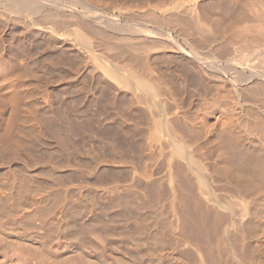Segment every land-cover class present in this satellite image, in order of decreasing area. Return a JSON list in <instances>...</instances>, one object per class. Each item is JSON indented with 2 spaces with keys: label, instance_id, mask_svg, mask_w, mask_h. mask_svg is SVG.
Returning a JSON list of instances; mask_svg holds the SVG:
<instances>
[{
  "label": "bare ground",
  "instance_id": "1",
  "mask_svg": "<svg viewBox=\"0 0 264 264\" xmlns=\"http://www.w3.org/2000/svg\"><path fill=\"white\" fill-rule=\"evenodd\" d=\"M64 1L63 0H0V48H2V51H3V49L5 50V48H3V47L6 43V42H4L5 38H6V34H10L11 32H9V31H16L19 34V37H21L20 39H22L21 41L19 39V42H22V41L26 42L29 40L28 38H32V42L30 44L28 43L29 41L27 42L29 44L28 46H30V47L35 46L34 49L37 47L38 49H40L41 53H51L52 54V57L49 60H47V62L50 63L49 65L52 66V68L54 66H55V68H57L56 65L60 66V64L62 66L63 63H65L68 67H69V65H71V67H70L72 69L71 73H73V71L76 72V73H74L76 75L73 74L75 76V78H76V76H78V78H79V74L81 72H83V70H84V69L83 70L79 69L82 67L81 62L85 61L86 64L91 63V64H89L91 66H92V64H94V66L96 65L98 68L95 66L97 68L95 70H94V68H95L94 66H92V68L89 67V69L91 68L90 73H92V75L95 77L98 75V73H96V70H98V71L100 70L99 72L101 74L103 72V74H104V75L103 74L102 75L105 77V78L103 77V79L105 81H103V80L99 81L98 85L101 88L99 86H97V87H99L98 89L100 91L99 92L96 90L98 92L97 94L94 93L95 89L93 90L94 92L91 91L97 85V82L95 81V86L94 87L91 86V88H92L90 90L91 94H92V92L94 93L91 96L93 98L94 95H97V96L99 95L100 98L103 99L102 101H104V102L107 101V103L109 102L108 106L110 104L112 107L111 110L113 109L112 114L111 113H109V114L112 115L113 118L116 116V118L121 120V122H122V119L125 118V116H126L125 119H127L126 114H128V112L131 113L132 122H133L131 129L133 131L130 130V134H131V132H133L131 136H132L134 142L138 143L137 140H139V138L138 139L136 138L137 140H134L136 137L135 135H137V137L141 136L140 137V139H141L143 135H140V134L144 133L140 128H139V132L140 131H142V132L141 133L137 132L138 131L137 128L139 127L138 122L141 121V118L138 122L136 121V118L139 117L137 114V111L140 112V108L137 106H141V108L143 107L145 109L144 112L147 111L146 115H144V117H146L148 115L147 113H149V115L155 114V120L154 119L153 120L156 122L158 130L157 129L155 130L153 127V129H147L148 130L147 132L150 131L149 133H151L153 131V133H156V135L151 133L153 135L152 137H153L154 141H155V139L158 140L157 139L158 138L157 132H158L160 135L159 137L161 139V140H159V142L161 141V144L158 142L157 145H159V144L160 145L159 146L155 145L156 142H154V141L152 142V139H150V140L154 144H151V142L150 143L146 142V143L148 144L147 146H149V144H151L150 147L154 145V147L156 149L158 147H159V149H161L160 147L162 145L163 150H165L163 152L164 155L162 154V156L164 157V161L166 160V162H164V163H166V165H167V168L165 171L167 178H166V176L164 178L167 179V187L168 188H167L166 192L169 191L170 195L167 193V195L165 194L164 196H165V199L168 198L170 200L167 202L168 203L167 205H169V202H171L170 208H171L172 212L170 213V211H168V213H170L169 214L170 217L167 215V219L168 218L170 219L172 217L171 214L173 213V217L176 220L175 226L173 225L174 228H176L181 223V221H180L181 218L183 220H184V218H183L184 216L189 218L187 216V212L190 216H191V214H193V217H194V213H191V211H190L192 207L190 209L187 208V210L189 209L190 212L186 211V213H185L184 210H186V208H182V205H183V207L186 205H184L183 203H185V204L190 203L191 206L193 204V207H195V214L196 215H198L196 213V209H198V211L202 210V212H203L202 215H203V218L205 219L204 220L205 222H207V220L204 217V215L210 216L209 218L210 219L212 218L211 220H215V221H219L220 219H222V220L225 219L224 222L222 220H220L223 222L224 227L221 226V224H219L220 227H222L224 229L220 228L217 224V228L219 227L220 229L223 230V232L221 233L222 235L219 233L220 230H218L216 228V226H215V228L217 229V231L219 233V234L217 233V235H218L217 237L219 238V235H221V238H223L222 242L225 240L226 243L223 242V244L224 245L226 244V246H224V247L226 248L227 252L226 251L220 252V250H219L220 246H221V251L225 248L222 247L221 244L218 245V241L216 244L215 241H212L213 238L212 239L210 238V241L215 243V245H214L215 248H216V245L219 246V247L217 246L218 251L216 253L208 252V254H205V255H202V253L199 254L200 259L202 258L201 262L203 261L202 264H204L205 261L209 262V261H207L209 259H212L214 262L218 261L219 264H264V258H262L263 260L258 258V256L261 254L258 253L259 254L258 255L256 252V256L258 255L256 257L255 254L254 255L252 254L253 253L252 251H254V250L257 251V250L252 249L251 246H250L251 249H249L248 248L249 246H247L248 241H249L248 244H251L250 241L255 237L252 234H250V237L252 236V238H250L249 235H246L251 239V240L248 239V241H246L247 239H246V237H244L245 234L247 233V231H248V233H250L249 231L251 229L264 228V218H261L262 217L261 214H263L262 212L264 211V210L261 211L262 208L264 209V204H263L264 202H263V200H261L260 197H258V195L264 193V192H262V190H261L262 193H260V189H264L262 186L264 184V149H263L264 144L261 145L264 142V0H142L143 14L140 12L142 16L139 15L140 13H138L137 15L142 17L141 18L142 23L144 20L143 19L144 14H146L148 19L146 18V20H144L145 22L141 26H137L133 23L129 24L128 22H125V21H124L125 24H123V23H121L122 21L120 20V18H118V16H114V15H110V14L108 15L104 11L97 12V10H99L98 9L99 7H95L97 5L94 6V8L97 10L91 11L88 8H82V9L79 8L80 1H78V0H66L67 3ZM89 1L91 2V3H89L91 6H92V3H93V5L95 4L91 0H89ZM84 4L87 5L88 3H84ZM89 4H88V6H89ZM122 6L123 7H121V9H122L121 13L123 11V8L125 9V7H126L125 5H122ZM223 7H224V9L226 8V10H224ZM94 8H92V9H94ZM117 8H119V6H117ZM117 8H114V9H117ZM107 9L108 8L106 7L105 10H107ZM102 10H104V8ZM113 11H112V13H113ZM132 12H134V11H132ZM124 13H126V12H124ZM127 13H128V11H127ZM118 14H120V13L118 12ZM118 14H116V15H118ZM130 14H131V12H130ZM130 16H133V13ZM130 16H129V14H128V16L126 14L124 17L128 18ZM139 16H135V13H134L132 20L134 19V17H138L137 19H140ZM135 21H136V18H135ZM133 22H134V20H133ZM134 23H136V22H134ZM122 24L124 25V27L122 26ZM253 27H254V29H251ZM14 35L12 36L13 38H15ZM8 36H10V35H8ZM13 38H11V39H13ZM19 42L17 43V46H18ZM6 45H7V43H6ZM7 46L9 47V45H7ZM19 46L20 47L23 46L22 49H24L25 44L24 43L22 45L19 44ZM28 46H27V48H30ZM8 47H6V48H8ZM16 47H15V49H17ZM10 49H12V47L9 48V50ZM18 50L20 52V48H18L16 52H18ZM237 51H240V53L235 55L237 53ZM10 52L8 51V53H10ZM31 52L33 53V54L31 53V55H34V53L37 56H38V53L40 55H42L40 52H38L37 49H36V51H34V52L31 51ZM21 53H22V51H21ZM23 53H25V51H23ZM26 53H28L27 50H26ZM26 53L24 56L25 60L27 57H29V58L31 57L30 54L28 56V54H26ZM1 54L2 53H1V49H0V133H1V127H2V129H4V127L9 129V130L11 128L13 129L16 126L14 124V122L18 121V119L20 118L21 112H22V114L23 113L25 114V116H21V118L23 117V119L26 117V115L28 117L30 115H32L31 114L32 110H34V111L37 110L35 108H37V106H38L37 104H40L39 101L41 100V99L39 100V98L35 96V98H38L39 101L37 102V104H36L37 106L35 105V107L32 104L33 102H31V104L34 107V109H32L33 108V107H31L32 105L30 103H27L30 101H26V100H24L25 102L22 101V98L24 99V97H22V96L25 95V94L23 95V93L26 92V89H25V92H23L24 89H23V87L21 88L20 86H22V85L24 86L25 83L24 84L22 83V85L19 83V81L22 79L21 78L19 80V78L21 76L23 77V75H21V71H25L29 66L32 67L34 65L33 63H35V62L38 64L37 58H36V60L34 58L33 59L30 58L29 59L30 61L27 59L28 61L27 60L26 61L28 63L31 62V60H33V61L35 60V62L32 61L33 65L28 64L29 66L27 68H24V67L22 68L19 66L20 65L19 63H16V61H17L16 59L13 58V60H12L10 58L4 57L3 54L2 55ZM4 54H7V53L5 52ZM64 54L66 56H64ZM21 56H23V54H21ZM37 56H35V57H37ZM46 56H44V57H46ZM62 56H63V58L65 57V60L67 58V60L65 62L63 61V63L61 61ZM8 57H10V56H8ZM24 57H22V58H24ZM41 58H43V57L41 56ZM41 58H40V60H41ZM14 60H15V62H14ZM44 61L42 59L43 63H44ZM47 62H45V63H47ZM160 62L164 63V64L162 63L163 66L156 67L158 64H160ZM39 63H40V61H39ZM43 63H41V65ZM45 63H44V65H45ZM37 64L34 65L35 68H37V66H36ZM23 65L24 64H22V66ZM66 65H65V67H66ZM160 65H158V66H160ZM24 66H27V64ZM76 66H78V67H76ZM31 67L28 68V71H31ZM44 67H43V69L40 67V70L37 69V72H38V70L39 71L44 70ZM32 69H33V67H32ZM71 69H69V70H71ZM89 69H88V72H89ZM34 70L31 73H33V72L35 73ZM58 70H59V72H61L60 71L61 67H60V69L58 68ZM63 70H65V68ZM84 71H87V69L85 68ZM37 72H36V74H38ZM41 73H42V76H44V74H46L45 72L43 74V71ZM95 73L97 75H95ZM68 74L70 75V73H68ZM88 74L86 76V72H85V76L89 80H91L92 78L90 79V77H93V76L92 75L88 76ZM46 75L48 77L50 74L49 75L46 74ZM62 75L63 74H61V76ZM102 75H101V77H102ZM28 76H29V73H28ZM42 76L40 75V73H39V76H37V77H36V75H34V77L36 79H40ZM70 77H71V75H70ZM82 77L84 78V75ZM98 77H99V75H98ZM26 78H28V77H26ZM69 78H67V79H69ZM72 78H74V77H71V80H72ZM75 78H74L75 82H73V83H75L74 84L75 87H77L76 85L82 86V84H80V83H82V80H84L83 86L89 83V81H86L88 83L84 84L85 79L79 80V79H75ZM56 79H57V77H56ZM98 79H100V78H98ZM42 80H45L44 77L42 78ZM42 80L40 83L41 86L39 83H38L39 85L37 84V81H36V83H34V85H36V89H37V87L38 88L41 87V89H42V87H43L42 86ZM52 80L54 81L55 79H52ZM62 80L65 81L66 79L64 80L62 78L61 82H63ZM21 81H25V80L22 79ZM48 81H49V79H48ZM48 81H46V82H48ZM51 81H50V83H52ZM59 81H58V83H59ZM92 81H94V80H92ZM69 82H70V79H69ZM108 83H109V85H108ZM44 84L45 83H43V85ZM48 84H49V82L45 85L47 86ZM57 85H59V84H57ZM62 85H64V83ZM62 85H61V87H62ZM70 85H71V83H70ZM25 86H28L27 83ZM52 86H53V84H52ZM74 86H72L73 90L74 89L77 90L78 87L75 88ZM67 87H65V88H67ZM87 88H90V86H86L85 89H87ZM46 89H45V93L43 92V94H45V95H43V94L42 95L47 97V94L49 93V91L47 92ZM56 89H59V88H56ZM79 89L83 90V87H80ZM79 89H78L79 92L76 91L77 95H78V93H80V95L82 93ZM48 90H51V89H48ZM53 90L54 89H52L51 93H53L55 91V90L54 91ZM60 90H64V89L60 88ZM66 91H65V93H66ZM121 91H124L130 97L132 96L130 102L127 100V98H125L124 94H122ZM37 92L39 95L41 90H40V92L39 91H37ZM87 92H89V91H87ZM62 93H61V97H60L61 101H62V99L63 100L66 99L63 97V95L65 93L63 95H62ZM69 93L70 92L68 91V93H66V94H69ZM85 93H86V91H85ZM107 94L109 97L105 101L104 98H106V97H104V95H107ZM51 95H53V94H51ZM51 95H50V97H51ZM69 95H71V93ZM73 95H75V93H73ZM73 95H72V97H73ZM80 95H78V96H80ZM55 96H58V93ZM55 96L53 95V97H55ZM65 96H67V95H65ZM86 96H87V94H86ZM97 96H95V98H93V99H96ZM67 97L69 98L71 96H67ZM75 97H77V96L75 95ZM75 97H73L74 98L73 101H71L72 99L69 100L72 103V104L70 103V105H73L74 103H76L75 105L72 106L73 107V108H71L72 110L68 109L67 104L69 102L67 104L65 103V102H67V100L64 102L65 103L64 104L65 110H64V113H62V114H61L62 111L59 110L60 114H61V115L58 114L60 116L59 117L60 124H57V125L62 126L61 124L64 122L67 125L70 124V127H72V128L74 127V129H75L76 123L73 124V126H71L72 125L71 123L73 122L74 119L72 118L73 119L72 120L70 118V116H74V115L77 116L75 113L77 111V109L75 108L76 110L73 111L74 107H78V106L82 107L83 105H85L87 108L86 109L84 106L86 111L83 110L81 112L82 109L78 110V115L80 116L79 118H81L80 119L81 121L78 122V120L75 119L74 122L77 121V123H79L78 125H80V126H87V124H88L90 127L93 125V127L92 128L90 127L89 130L93 131V128L95 130V127H94L96 124V115H95L96 113L95 112L97 109L96 108H95L96 110L91 109L92 108V104L90 103L91 99L88 100L89 98L87 99V97L84 99L85 95L83 96L82 100L75 99ZM81 98H82V96H81ZM42 99H44V98H42ZM45 99L50 101V98L49 99L45 98ZM53 99L55 100L56 97L52 98V100ZM101 99L99 100L97 98V100H95V102H94V105L98 106L100 104L101 106L99 105V107L100 108L103 107V105H102L103 102L101 101ZM36 101L37 100H35V102ZM98 102H100V103H98ZM45 103L44 104L41 103V104L45 105ZM62 103H63V101H62ZM62 103H59V104L57 103V104L60 105ZM52 104H53V101H52ZM54 104H56V103H54ZM103 104L105 106L107 105L106 103H103ZM6 105L8 106V107H6V108H8L7 110L5 108ZM47 105H46V109L44 108L45 111L48 109ZM58 105H56V106H58ZM70 105H69V107H70ZM48 106H50V105H48ZM53 106H55V105H51V108L49 107L50 111H47V113L52 111L51 109H53ZM103 108L105 109V107H103ZM103 108H101V110ZM56 109H55V111H56ZM107 109L108 108H106V110H104L105 113L107 112ZM101 110H99V111H101ZM111 110L108 109V111H110V112H111ZM79 111H80V113H79ZM142 111H143V109H142ZM101 112H103V111H101ZM6 113H8L9 115ZM32 113H35V112H32ZM42 113L44 114V111H42L41 114H39V115H42V117H43ZM57 113H58V111L56 112V114ZM113 113L115 116H113ZM45 114H46V112H45ZM56 114H54L53 117H56L55 116ZM98 114H100V112ZM109 114H108V116L106 114V117L105 116L104 117L105 118L108 117V119L111 120ZM51 115H49V113H48L49 117L47 116L46 120L51 118L50 117ZM42 117L40 116L39 118H42ZM44 117H46V116H44ZM102 117H103V115H102ZM76 118H78V116ZM113 118H112V120H113ZM116 118H114V119H116ZM149 118H151V117H149ZM53 119L54 118H52V122L54 121ZM55 119H57V118H55ZM147 119H148V117H147ZM147 119H146V121H147ZM25 120H27V119H24V121ZM153 120L150 119L149 121L153 122ZM49 121H50V119H49ZM57 121H58V119H57ZM111 121H108L109 124L107 123L108 126L110 125V127H111V124H110ZM143 121H145V119ZM149 121H147V122L149 123ZM52 122L50 121L48 124H50V126H52L51 124L54 123V122L53 123ZM17 123H18V125L23 124V123L19 124L20 123L19 121ZM103 123H105L104 124V126H105L106 125L105 120L103 121ZM117 123H118V120H117ZM117 123H116V125H118ZM125 123H127V122H125ZM48 124H46V126H48ZM119 124H124V122L120 123V121H119ZM153 124H155V123L153 122ZM54 125L55 124H53V126ZM57 125H55V127ZM67 125H66V127L69 126V125L68 126ZM116 125H115V127H116ZM80 126H77V127L79 128ZM108 126L106 129L109 128ZM123 126H125V124ZM127 126H129L128 123H127ZM40 127H41V125H40ZM55 127H53V128H55ZM63 127L65 128V126H63ZM63 127H61V130H62V133L65 134L64 132L67 131L68 129L63 131V129H62ZM117 127H116L117 128L116 130L119 133L120 132L119 127H121V130H122V125L121 126L118 125ZM37 128H39V127L37 126ZM41 128L38 129V131L39 130L41 131ZM72 128L69 130H73ZM78 128H77V130H78ZM99 128H100V126H99ZM99 128L96 129L95 131L98 130L97 132H101V131H99ZM113 128H114V126H113ZM113 128H110V129L113 130ZM125 128H126V126H125ZM127 128H126V130L129 131ZM149 128H151V127H149ZM51 129H52V127H51ZM51 129L48 127L47 133L50 130V132H51L50 134L53 137L55 132L52 130L54 132V133H52ZM87 129H88V126L86 127V130ZM129 129H130V126H129ZM61 130L59 131L60 133H61ZM154 130L157 132H154ZM43 131H42V133H43ZM82 131H84V129ZM72 132H74V130ZM79 132L81 133V131H79ZM85 132H83L84 136H85ZM97 132L95 134H97ZM47 133H45V135ZM57 133H55V134L56 135L60 134V133H58V134ZM83 133H82V135H83ZM86 133H88V132H86ZM89 133H90V131H89ZM106 133L103 134V136H105V135L107 136ZM110 133H111V131H110ZM125 133H126V135H128L127 132H124V135H125ZM63 134H61V135L64 136ZM66 134H67V132H66ZM108 134H109V132H108ZM77 135H78V133H77ZM89 135H91V136H88L89 139L90 138L93 139L94 133L89 134ZM114 135H113V138H114L113 139L112 134H111V138H112L111 140H116L115 139L116 136H114ZM250 135L252 137L254 136L255 138L259 137L258 139H262L263 142L261 140L256 139L257 142L258 141L259 142L261 141V142L259 143L260 145L258 143H257L258 145L255 144L254 141H256V140L253 141L252 140L253 138ZM3 136H2V134H0L1 139ZM58 136L53 137V140L57 139ZM71 136H72V134H71ZM97 136H98V134H97ZM128 136H126V137H128ZM154 136H157V138L156 137L154 138ZM246 136H247V138H248V136H250V138H252L251 139L252 141L249 138V140L251 142L249 141L248 144H242L243 143L242 140H244V138L246 139ZM46 137H47V135H46ZM107 137L109 138L110 134ZM143 137L145 138V135ZM149 137H151V136H148V138H147V133H146L147 139L146 138L145 139L149 140ZM50 138H51V136H50ZM50 138L47 137V139H49V140H50ZM60 138L58 139L60 144H62L61 143L62 139L63 140L65 139L64 142L66 141V136H64V138H61V139ZM81 138H80V140L83 139V138L82 139ZM116 138H118V135ZM144 138H142V139H144ZM200 138L203 142H204L203 139H206V141L208 143V145L206 144L207 148H208L209 144L213 145L212 143H214V146L212 148L213 149L212 152L214 151V149H215V151L218 152L217 157H216V155H217L216 152H215V155H213L216 157V159H218V162L217 163L214 162L216 159H214L213 162L211 161L212 165H213V163L216 164V166L213 165L214 168H212L210 165V167L212 169H208L209 166L207 167V163L210 160H207L208 161V162L206 161L207 163L204 162V158H203V155H204L203 152L204 151L203 150H205V148H206V146L204 144L206 142L203 143L204 145L201 144ZM74 139H75V137L73 138V140ZM76 139L79 140L77 137H76ZM95 139H98V138L95 137ZM99 139H101V138L99 137ZM125 139H127V138H125ZM60 140H61V142H60ZM122 140L123 139H121L120 141L123 142L124 140L123 141ZM198 140H200V141L198 142ZM74 141L76 143L78 142L76 140H74ZM120 141L118 142V144H121ZM72 142H70V143H72ZM75 142L73 144H75ZM88 142H86V143H88ZM134 142H132V145L135 147L136 144L134 145ZM141 142H142V140H141ZM54 143H55L54 144L55 147H56V145L59 144L58 142H57L58 143L57 144L56 141ZM65 143L67 144V142H65ZM100 143H102V142L100 141ZM100 143L98 142V144H100ZM124 143H126V142L124 141ZM198 143H200V144H198ZM225 143H228L227 145L231 144V145L238 147L239 150L236 152V156L233 153H231L232 154L231 155L230 153H228L229 150H227V148L230 149V151L234 150L235 148L231 147V145L227 146V148H226ZM250 143H252V144H250ZM253 143H254V145H253ZM80 144L81 143H79L78 145L80 146ZM96 144L97 143H95L94 147H92L91 140H90V145H91L92 149L94 151L99 152L100 151L99 149H98L99 150L98 151V150H95L94 148L95 147L99 148L100 146L102 147V145L99 146ZM116 144H117V142H116ZM141 144H140V140H139L138 146ZM143 144H145V143H143ZM51 145H53V144H51ZM78 145H77V147L75 146L76 148H73L72 146H70V148H73V149L78 148L77 151L79 153H81L79 151L81 148ZM123 145H125V144H123ZM130 145L131 144L129 143V146ZM105 146L106 145H104V147ZM138 146L136 145V147H138ZM143 146L146 147L145 145H142L141 147H143ZM67 147H69V146L67 145ZM150 147L147 149L151 150L152 148L150 149ZM214 147H216V148H214ZM102 148H101V150L103 151L104 149H102ZM126 148L128 149L129 147L127 146ZM155 148L153 151L154 153L156 150ZM56 149H58V150L60 149L59 145L57 148H55V150ZM64 149H65L64 152L69 154V152L66 151V150H68V148L66 149V147H65ZM110 149H111V147H110ZM119 149H121V148H119ZM133 149H131V150H133ZM62 150L63 149H61L60 152H62V154L64 155V152ZM106 150H104L101 153H104ZM126 150H125V152H129V153L132 152V151H129V149H128V151H126ZM134 150H136V149H134ZM137 150L139 152L138 148H137ZM114 151L115 150L113 149V153H114ZM160 151H159L158 155L161 154ZM205 151H206V154L209 151L211 152V150H208V149H206ZM60 152L58 151L60 159L59 158L54 159L53 157L51 158V160L54 159V163H55V160H57L56 162L61 161ZM157 152H158V150H157ZM8 153H5V151L0 150V160H3L4 154H6V156H8L9 155ZM93 153L95 155V152H93ZM111 153H112V151L111 152L109 151V156L111 155ZM72 154H73V152H72ZM75 154H77V153H75ZM115 154H116V152H115ZM115 154H113L114 159L118 155V154H116V155ZM120 154H123V153H120ZM128 154H126V155H128ZM146 154H147V152H146ZM150 154H152V153L150 152ZM150 154H149V156H150ZM206 154H205V156H206ZM78 155L80 156L81 154H78ZM96 155H100V154L98 153ZM102 155L103 154H101L100 156L102 157ZM104 155H108V154H104ZM113 155H111V156H113ZM133 155H135V154H133ZM158 155L156 154V156H155V154H154V156H155L154 158L157 159ZM208 155H209V153H208ZM233 155L235 156V158H238V159L240 157H243L244 160L242 158L239 161H238V159L234 160ZM68 156H69V158L72 156V160L73 159L75 160L76 157H79V156H74L75 158H73V155H71V153ZM121 156H118V157L121 158ZM160 156H158V157L160 158ZM55 157H57V156L55 155ZM82 157L85 158V156H82ZM123 157H124V154H123ZM125 157L127 158L129 156H125ZM134 157H137V156H134ZM140 157H142V155H140L139 158ZM143 157L145 158V155ZM151 157H152V155H151ZM86 158L88 159V156ZM98 158H99V156H98ZM102 158H101V161H102ZM111 158H113V157H111ZM137 158H136V160L139 159V158L138 159ZM144 158L142 159V161L144 160ZM148 158L151 159V161H152V162H150V164L152 163L151 167L153 165V166H155L154 167V169H155L158 165L157 168L159 170H161V169L164 170L165 166L161 167L160 166L161 163L154 165L155 163L153 164V162L155 160H152L154 158L153 157L152 158L148 157ZM205 158L207 159V157H205ZM58 159H59V161H58ZM63 159H62V161H63ZM77 159L78 158H76V160ZM83 159H82V161H83ZM94 159L97 160V158H95V156H94ZM122 159H124V158H122ZM128 159L129 158H127V160ZM133 159H135V158H133ZM149 159L147 160V158H146L147 161H149ZM161 159H162L161 161H163V158H161ZM211 159H212V156H211ZM65 160H67V159H64V162H65ZM72 160H70V161L72 162ZM88 160H92V159H88ZM98 160L97 161L94 160L95 163L101 164L100 163L101 161H98ZM106 160L109 161L112 159L106 158ZM130 160L131 159L128 160L129 164H131ZM139 160H141V159H139ZM75 161H73V162L76 163ZM79 161H81L80 158L78 159V162L76 163V165L78 163H79L78 165H81V166H82V164H85V162L80 163ZM84 161H86V159ZM105 161H103V163ZM115 161H116V159H115ZM158 161L160 162V160H158ZM235 161H238L239 163H236ZM89 162L90 161H88V163L86 162L87 167H89V165L93 161H91L90 163ZM117 162H119V159H117ZM133 162H134V160L132 161V163ZM65 163H67L66 165H68V162H65ZM95 163L93 162L94 166L96 165ZM135 163L137 164V161ZM143 163H145V162L143 161ZM69 165H70V163H69ZM78 165H77V167H78ZM110 165H113V164L110 163ZM119 165H122V164L119 163ZM161 165H163V164H161ZM208 165H209V163H208ZM84 166L86 167V165H84ZM84 166H82L81 169ZM108 166H109V164H108ZM126 166H128V165H126ZM146 166L147 165L145 163V165H143L144 168H142L143 170H140L139 168L138 169L140 171H145V169L148 168L147 173H149V170H150V173H149V175H150L152 173L151 171L153 168L150 169L151 167H146ZM87 167L85 170H89L91 168V167H89V169H87ZM101 167H103V166H101ZM112 167H114V165ZM133 167L135 168L134 165H133ZM69 168L72 169V171L74 170L73 167L71 168V165ZM118 168H120V167H118ZM9 169H11V170H9V174H10L9 177H12L10 183H11V185H14V187L8 189L6 194H8L9 196L11 195L10 197L14 198V196L17 197L19 194H21V192H23L27 189H30L33 180H31V177L28 176L29 173L27 174V177L22 176L21 174H18L19 175L18 176L15 174L16 172L13 171L12 168L9 167ZM97 169L98 168H96V170ZM123 169L125 172H127L126 167H123ZM131 169H132V167H130L128 169V171ZM154 169H153L152 174H155V173L159 174L161 172V171L159 172L157 169H155L158 172L154 173ZM14 170H19V168L14 169ZM78 170H80V168L76 169L77 172H78ZM91 170H90V172H91ZM132 170H131L132 174L135 175L136 173H134V170L133 171ZM137 171L138 170H135V172H137ZM85 172L83 171V173H85ZM112 172L113 171H111L110 173H112ZM121 172H122V174H125V172L123 173V170ZM72 173H74V172H72ZM75 173H74V175H75ZM103 173H107V171H104ZM130 173H129V175H130ZM119 174H120V171H119ZM142 174H144L146 177V174L144 172ZM80 175H81V173H80ZM83 175H82V177H83ZM99 175H100V173H99ZM101 175H102V173H101ZM108 175L106 176V178H104V180L111 177L110 176L111 174L109 176ZM116 175L118 176V174H116ZM136 175H138V174H136ZM155 175H152L153 180H154ZM223 175H227L228 177H230L227 179V180H231V181H229V183L232 182V179L234 178V183L233 182L230 183L231 188L236 190V192H239V194L241 196L239 195L240 197H236V196L233 197V194H231V192L233 191L232 189H230L231 192H229V190H227V193L229 192V194H226L225 190L223 191V193L228 196V197L226 196L227 198H229V197L230 198L232 197L234 199L237 198L238 201L235 200V202L232 203V201H234V200L231 201V199H229V201H231V202H229V201H227L228 199L225 198V195H223V193H222V195L220 194L222 191L221 189H223L222 187L220 188V186L225 185V187H227V188L224 187L225 189H228V186H229V185H226L227 183L224 185L222 184V182L227 181V180H224ZM114 176H115V174H114ZM122 176L123 175H120L117 177L118 181H120L122 179ZM125 176H126V174L124 175V177ZM227 176H226V178H227ZM103 177H105L104 174H103ZM119 177H121V179H119ZM127 177H128V175H127ZM130 177H131V175H130ZM136 177H135V179H136ZM222 177H223V180H222ZM164 178L161 179V177H160L158 179L159 180L161 179V181L162 180L165 181ZM219 178H221L220 179L221 184H219L220 189L216 190V187H217L216 182L219 180ZM147 179H149L148 176H147ZM158 179H156L157 181H155V180L154 181L157 183L159 181ZM125 180H127V179H125ZM129 180H130V178H129ZM131 181H132V179H131ZM154 181H152V182H154ZM161 181H160V183L163 182V181L162 182ZM152 182H150V185L153 184ZM155 182L153 185H155ZM160 183H159V185H160ZM162 184H165V182H163ZM145 185H143V190H145V192H147L146 189H148L147 188L148 184L145 183ZM158 186H156V189H159ZM2 187H4V184H2ZM148 187H151V186L148 185ZM164 188L166 190L165 186L162 187L163 190H164ZM154 189L155 188L153 187L152 191H154ZM160 189H161V185H160ZM148 190H150V193L147 194V196H149V195L150 196L146 197L147 200H148V198L151 197L150 199H152L154 201L151 193L153 195L154 194L156 195L157 193H154V192H156L157 190H155L154 192H151V188ZM218 190H220L219 191L220 193L217 192ZM241 190H244V193L240 192ZM250 190L256 191V194L253 195L255 192L252 193V191H251V193H250ZM258 190H259V194H257ZM160 191H158V192L160 193ZM245 191L248 192V194H246L247 197L244 195L246 193ZM162 192H161V194H162ZM163 194H164V192H163ZM249 194H251L252 196ZM168 195H169V197H168ZM223 196H224V198H223ZM250 196H251V198H250ZM253 196H255L256 202H257V198H259L263 202L262 207L260 204L261 201L259 203L257 202L260 206L258 204L257 205L261 208L254 207V209L252 210V207L254 205L256 206V204H253V206H252L253 201H251V199L252 200L254 199ZM263 196L264 195L262 194V197ZM139 197H140V194H139ZM158 197H160V196L158 195L157 198ZM161 199H162V197H161ZM262 199H264V198H262ZM147 200L145 199L146 202H147ZM151 201L148 200V203ZM5 202H4V199H0V213L3 212V215L5 212L4 209L6 206ZM151 203H153V202H151ZM180 205H181V208L184 209V210H182L183 212L180 211L181 213L179 212V209L181 210V208H179ZM236 206H238V209H240L239 212H237V213L233 211L234 207H236ZM7 207H9V205H7ZM186 207H188V206H186ZM167 208H169V207H167ZM255 208H256V211H255ZM258 208L260 209V213H259V215H261L260 218H257V217H259L258 214L256 213V212H259ZM193 211H194V208H193L192 212ZM198 213H199V215L201 214L200 212H198ZM256 214H257V217H255ZM0 217H1V215H0ZM187 218H185V220H184L185 222H187L186 221ZM192 219L193 218H190V220L194 223V221ZM197 219H198V217H197ZM172 220H174V219H172ZM202 220L203 219L201 218V221ZM169 221H171V220H169ZM179 221H180V223H179ZM184 221H183V225L185 223ZM204 221H202L201 224L204 223L207 225V223H205ZM215 221H213L214 225L216 223ZM0 222L3 223V221H0ZM222 222H220V223H222ZM217 223H219V222H217ZM190 224H192V223H190ZM209 224H210V222H209ZM180 225H179V230H177V231H180V229H181V230H184L186 232V230H187L186 226H189V225H187L185 223L184 228H183V225H181L183 229L180 228ZM192 227L194 229V226L190 225V228H192ZM204 227L205 226H203V228ZM211 227H212V225H211ZM209 228L206 229V227H205L204 229L208 230ZM176 229H175V231H176ZM258 230H262V229H258ZM258 230H256V231H258ZM208 231H211V230H208ZM208 231H205V232H208ZM196 232L199 233V231H195V233ZM259 232L260 231H258L256 234H258ZM213 233H214V231H213ZM251 233H253V232H251ZM263 234L260 233L258 235L263 237ZM202 235L203 234L198 236V234H197L196 238H198V237L201 238ZM184 236L189 237L186 234ZM260 236H256V237H260ZM185 237H184V242L186 240ZM205 237H206V235L204 236V238ZM213 237H214V234H213ZM199 238H198V240H203V237H202V239H199ZM206 239H208V238H206ZM187 240L192 241L193 239L191 240V238L189 237V239L187 238ZM190 241L188 242V244L190 243ZM193 241H195V240H193ZM203 241L201 242L202 244H203ZM207 241H206V244L204 243L206 246H208ZM262 241L264 242V240H262ZM196 242H198L197 239L194 243H196ZM211 242H208L209 245ZM194 243H192V245ZM204 244L202 245V247L199 246V248H201V249H199L197 246V245H199V243L196 245L194 244V245L196 246V248H198L197 250H200V252H201ZM212 244L210 245L211 247L209 246L210 247L209 250L214 249ZM190 245H191V243H190ZM194 245H193V248L195 247ZM251 245L253 246V244H251ZM253 248H254V246H253ZM204 251L202 250V252H204ZM200 252L197 251V254ZM213 252H215V251H213ZM205 253H207V252L205 251ZM259 257H261V256H259ZM4 261L5 260H2V262H4ZM155 261H156V259L154 260V262ZM151 263L153 264V261ZM156 263H157V261H156ZM158 263L162 264L163 262L158 261ZM164 263H168V262H164ZM10 264H12V263H10ZM142 264H144V263H142Z\"/></svg>",
  "mask_w": 264,
  "mask_h": 264
},
{
  "label": "rangeland",
  "instance_id": "2",
  "mask_svg": "<svg viewBox=\"0 0 264 264\" xmlns=\"http://www.w3.org/2000/svg\"><path fill=\"white\" fill-rule=\"evenodd\" d=\"M78 1H80L79 8H81V9L82 8H88L91 11H96L97 9H95L94 6L97 5V6H95V7H99L98 8L99 10H97V12L104 11L108 15L110 14V15L118 16V18H120V20L122 21L121 23H123V24H125L124 23V21H125V22H128L129 24L133 23V24H135L137 26H141L145 22L144 20H146V18L148 19V17L146 16V14H144L143 15V19L144 20H143V23H142L141 22V18L142 17L139 16V15H141V13L143 14V9H142L143 4H142V0H91L92 2L95 3L94 5L92 3V6L93 7L89 4V3H91L89 0H87V1L86 0H78ZM64 2L67 3L66 0ZM84 3H88L89 6H88V4L86 5ZM122 5H125L126 6V7L124 6L125 9L123 8V11L126 12V13H124L122 11L123 14L121 13V10H122L121 7H123ZM117 6H119L120 9L117 8ZM106 7L108 9L110 8L111 10L110 9L109 10L108 9L105 10ZM92 8H94V9H92ZM101 8L102 9L104 8V10H102ZM114 8H117V9H114ZM223 9H224V7H223ZM224 10H226V8ZM112 11H113V13H112ZM117 11L120 14H118ZM127 11H128V13H127ZM132 11H134V12H132ZM130 12H131V14L133 13V16H134V13H135V16H139L140 17V19H137L138 17H134V19H133L134 22H136L137 24L133 22V20H132L133 16H130L131 15ZM138 13H140V14L137 15ZM116 14H118V15H116ZM126 14H127V16L129 14V16L131 18L130 17H128V18L124 17ZM135 18H136V21H135ZM123 24H122V26L124 27ZM251 29H254V27L251 28ZM9 32H11V33L10 34H6V38H5V41H4V42L7 43V45H9V47L5 43V45L3 47V48H5V50L3 49L4 52L2 51V48H0L1 49V53L3 54L4 57L10 58L12 60H13V58L16 59L17 60L16 63H19L20 64L19 66L22 67V68L23 67L24 68H27L30 64L31 65H33V64L35 65V64H37L35 62L36 58L38 60L37 61L38 64L36 65L37 68H35V66L33 65L32 66L33 69H32L31 66L28 67V68L31 67V71H28V68L25 71H21V75H23V77L21 76L19 78V80L22 78L25 81H21L22 80L21 79L20 80L21 82L19 81V83L21 85H22V83L23 84L25 83V84H24V86L22 85L20 87L21 88L23 87V89H24V90L22 89L23 92H25V89H26V92L23 93V95L24 94L25 95L22 96V97H24V99L22 98V101L23 102H25L24 100L30 101V102H27V103H30V104H31V102H33L32 104L35 107V105L37 104V102L40 99L41 100L39 101L40 104H37L38 106L36 105L37 108H35V109H37V110H35V111L32 110V112H35V113H32L31 112L32 115L29 114L30 115L29 117L26 115V117L24 119H27V120L24 121L23 117L21 118V116H25V114L24 113L22 114V112H21L20 118L18 119V121L20 122L19 124H21V123H23V124L18 125V123H17L18 121H15L17 123L16 124L14 122V124L16 126L13 129L11 128L10 130L7 129V128H5V127H4V129H2V127H1V133L0 134H2V136L3 135L4 136L2 137V139L0 137V150L5 151V153H8L9 152L8 153L9 155L6 156V154H4L3 160H0V199H4V202L6 201L5 202L6 203V206H5V209H4V211H5L4 212V215H3V212L0 213V215H1L0 221H3V223L0 222V264H4L5 262H6L5 264H10V263H12V264H37V263L38 264H142V263L148 264L149 262L151 263L152 261H153V264H155L156 261H157L156 264H161V263H158V261L159 262H163L162 264H168V263L169 264H202L203 261L201 262V259L202 258L200 259L199 254L202 253V255H205V254H208V252H210V253H216L218 251V249H217L219 247L218 245L221 244L222 247L226 246V244L225 245L223 244V242L226 243L225 240L222 242V239L223 238H221V235H222L221 233L223 232L222 229H224V228L220 227V225H219V224H221V226L224 227L223 222L225 221V219H223V220L220 219L223 222L220 221V220L219 221H215V220H211L212 218L210 219L209 218L210 216L206 215L208 217L207 218L204 215V217L207 220V222H205L204 221L205 219L203 218V215H202L203 214L202 210L198 211V209H196V213L198 214V215H196L195 214V207H193V204L191 206L190 203H188L189 204L188 205L187 203L185 204V203L182 202L184 205L188 206V207H186V206L183 207V205L181 204L182 205V208H186V210L182 209L181 208V205L179 207V208H181V210L179 209V212L180 211L183 212L182 210H184L185 213H186V211H189V209L192 207L190 211H191V213H194V217H193V214H191V216H190L188 214V212H187V216L189 218H187L185 216L183 217L184 220H185V218H187L186 221L188 223L185 222L182 218L180 220L181 223L179 221V223L181 225H183V221L187 225H189V226H186V228H187L186 232L184 230H181V229H180V231H177V230H179V225L180 224L176 227L177 229L174 228L175 221L176 220L173 217V213L171 214L172 217L170 219L169 218L167 219V215L170 217L169 214L172 212V210L170 208L171 207V205H170L171 202H169V205H167L168 204L167 202L170 201V200L168 198L165 199V196H164L165 194L167 195V193L169 194V191L166 192L167 191V188H168L167 187V179H166L167 176H166V172H165L166 171V168H167V165H166V163H164V162H166V160L164 161V157L162 156V154L164 155L163 152L165 150H163L162 145L160 147L162 150L159 149V147L156 149L154 147V145L150 147L151 144H154V143H152L154 141V139L152 137L153 136L152 134H155L156 135V133H153V131L151 132L152 134L149 133L150 131L147 132L148 131L147 129H153V127H154L155 130L157 129V124L154 121L155 120V114L154 115H151V114L149 115V113H147L149 116L147 115L146 117H144V115H146V112L147 111L144 112L145 109L143 107L141 108V106H137V107L140 108V112L137 111V114L139 116L138 117L139 119L136 118V121L138 122L140 120V118H141V121L138 122L139 127L137 128L138 129L137 132H139V128H140L145 133V134L144 133L142 134L141 133L142 131H140L139 132V133H141L140 135H143V136L145 135V138H146V133H147V138H148V136H151V137H149V140H146L147 138L145 139L142 136V138L145 139L144 140L142 138L140 139L141 136H138L137 137V135H135L136 137H135L134 140H137L139 138L140 144L142 143L141 145L138 146L139 140H137L138 143L134 142L133 141V138L131 136L133 132H131V134H130V130L133 131L131 129L133 122H132V117H131V113L130 112H128V114H126L127 115V119H125L126 118V116H125V118L122 119V122H121V120L117 119L116 116L113 113V116H115L114 118H116V119H114L112 117V115L109 114V113L112 114V112H113L112 110L113 109L111 110V108H112L111 105L109 104V106H108V103L109 102L107 103V101H106V99H108V97H109L108 94L107 95H104V97H106V98H104V100L106 102L102 101L103 99H101L99 95L98 96L97 95H94V97H93V98H95V96H97V98L99 100L101 99V101L103 103H106L107 104L106 105L107 107L102 103V105H103V107H105V109L103 107H101V108H103L101 110V108L99 107L100 104L98 106H95L94 105V102H95V100H97V98L96 99H93L91 95H93L94 93H96V94L98 93L97 91H99L98 88L100 87L98 85L99 81L100 80L105 81L103 79V77H104L103 75L104 74H103L102 71L101 72H102L103 75L99 72L100 70L99 71L96 70V73H98L99 77H98V75L96 73H95V75H97V76L94 77L92 75V73H90V71H91L90 69L92 68V66H94V64H92V66H91V65H89L91 63L86 64L85 61H83V62H81L83 68L80 66L81 68H79V69H82V70L84 69L85 70V68H86L87 71H84L83 70V72H81L79 74V78H78V76H76V78H75L74 75H76V74H74V73H76V72L73 71V73H71L72 72V69L70 68L71 65H69V67H68L65 63H63V61L65 62L67 60V58L65 60V57L63 58V56H62V58H61L62 60L61 61H62V63L64 65L62 64V66H61V64H60V66L59 65H56L57 68H55V66L52 68V66L49 65L50 63L47 62V60H49L52 57V54L51 53H41L40 49H38L37 47L34 49L35 46H31V47L28 46L32 42V38H28L29 39L28 40L29 42L28 41H26V42L25 41H22L25 44V47H24L25 50H24V49H22L23 46L22 47L19 46V44H21V45L23 44L22 42H19V39L21 38V37H19V34L16 31H9ZM8 35H10V36H8ZM13 35L15 36V38L12 37ZM11 38H13V39H11ZM21 40L22 39H20V41ZM18 42H19V44L17 46V43ZM27 46L30 47V48H27ZM6 47H8V48H6ZM11 47H12V49L9 50V48H11ZM15 47L17 49L20 48V52L18 50L19 53L16 52L17 49H15ZM36 49L42 55H40L39 53H38V56L35 55V53H34V55H31V53H32L31 51L34 52V51H36ZM26 50H27L28 53H26ZM8 51L9 52L11 51V52L8 53ZM21 51H22V53H21ZM23 51H25V53L28 54V56L30 54V56H31L30 58H32V59L34 58L35 60L34 61L31 60V62L28 63L27 61L30 58L27 57L26 60L27 59L28 60L26 61L25 60V57H24L25 56V53H23ZM5 52L7 54H4ZM20 53L23 54V56H21ZM239 53H240V51H237V53L235 55H237ZM8 56H10V57H8ZM35 56H37V57H35ZM41 56L43 58H41ZM44 56H46V57H44ZM64 56H66V55L64 54ZM22 57H24V58H22ZM40 58H41V60H40ZM42 59H43V61L45 60L44 63L47 62V63H45V65L42 62ZM32 61L35 62V63L32 64ZM39 61H40V63H39ZM14 62H15V60H14ZM41 63H43V64L41 65ZM162 63L160 62L161 65L158 64L160 66H158L157 64H156L157 66L156 65L155 66L156 67H161L164 64V63L163 64ZM22 64H24V65L27 64V66H24V65L22 66ZM65 65H66V67H65ZM78 66H76V67H78ZM40 67L42 69L44 67V70L41 69L43 71V74L45 72L46 74H48V75L50 74V75L48 77H47L46 74H44V76H42V73H41L42 71H39L40 70ZM60 67H61V70H60L61 72H59V70H58V68L60 69ZM63 67L65 68V70H63L64 69ZM89 67H91V68L89 69ZM96 67L94 68V70L98 68V67L97 68ZM37 69H39L38 72H37ZM67 69L68 70L71 69V70L68 71ZM88 69H89V72H88ZM33 70L35 71V73L34 72L31 73ZM36 72L38 74H36ZM85 72H86V76H87L88 73H89L88 76L89 75H92L93 76V77H90V79L92 78L91 80H89L85 76ZM28 73H29V76H28ZM39 73L42 76L40 78L41 80H42L43 77H44V79L46 81H48V79H49V81H48L49 84L46 86L45 84H47L48 82H46L45 80H42V86L43 87H42V89H41V87H39L40 89L37 87V89H38L37 90L36 89V85H34V83H36V81H37V84L38 83L40 84L41 83V80L40 79H36L34 77V75H36V77H37V76H39ZM68 73H70L71 77H74L75 79H79V80L80 79H85L84 84L88 83L86 81H89V83L86 84V85H84V86H83V81L84 80H82V83H80V84H82V86L81 85H76L78 87V89L80 87H83V90L84 91L81 90V89H79L82 92L81 95H80V93H78L79 92L78 89L77 90H75V89L73 90V87L72 86H74L75 83H73V82H75V80H74V78H72V80H71V77H70V75ZM61 74H63V75L61 76ZM100 74L102 75V77H101ZM83 75H84V78L82 77ZM55 76L57 77V79H56ZM26 77H28V78H26ZM61 77L64 80L65 79L66 80L65 81L62 80L63 82H61V79H62ZM97 77L100 78V79H98ZM67 78L70 79V82H69V79H67ZM52 79H55V80L53 81ZM92 80H94V81H92ZM50 81L52 83H50ZM58 81H59V83H58ZM95 81L97 82V85L96 86H95ZM26 83H27L28 86H25ZM43 83H45L44 84L45 86L43 85ZM63 83H64V85H62ZM70 83H71V85H70ZM52 84H53V86H52ZM57 84H59V85H57ZM61 85H62V87H61ZM108 85H109V83H108ZM40 86H41V84H40ZM67 86L68 87L70 86V87L68 88ZM86 86H90V88L85 89ZM91 86H93V87L95 86L96 88L94 87L92 89ZM97 86H99V87H97ZM65 87H67V88H65ZM77 87H75V88H77ZM44 88L45 89L47 88L46 89L47 92L49 91L48 94L46 93L47 94V97L46 96H43V95H45V94H43V92L45 93V89ZM56 88H59V89H56ZM60 88H62L64 90H60ZM48 89H51V90H48ZM52 89L55 90V91L53 90L54 91L53 93H51ZM94 89H95V92L93 91ZM40 90H41V92H40ZM90 90L93 91L94 93L92 92V94H91V91ZM37 91L40 92V94H41V95L39 94L40 96L38 95V92ZM65 91H66V93H68V91H69L71 93V95H69L70 93L69 94H66ZM76 91H78L77 93L80 96H78L76 94ZM85 91H86V93H85ZM87 91H89L90 93L87 92ZM121 92H122V94H124L125 98H127V100L130 102L132 96L131 97L128 96L124 91H121ZM57 93H58V96H55V95H57ZM61 93H62V95L65 93L63 95V97L66 98V99L65 100L62 99L63 103H62L61 98H60L61 97ZM73 93H75V95L77 97H75V95H73ZM51 94H53L56 97V99L58 98L57 99L58 101L56 99L55 100L54 99L52 100V98H55V97H53V95H51ZM83 94L85 95L84 99L86 97H87V99L89 98L88 100L91 99L90 100V103L92 104V108L91 109H93V110H96L97 109L96 112H95L96 113L95 114L96 115V124H95L94 127H95V130H96L100 126L99 131H101V132H97L98 130L95 131L94 128H93V131L89 130L90 127L91 128L93 127V125L89 127V125L87 124L88 129L86 130V127L87 126H80V125H78L79 123H77V121L74 122L75 119H77L78 122L81 121L80 120L81 118H79L80 116L78 115V110H81L82 109L81 112L83 110L86 111L87 108H86L85 105H83L82 107L84 108V106H85L86 109L85 108L83 109L80 106L74 107L73 111H75L77 109V111L75 113L78 116V118H76L77 116H75V115L74 116H70L71 119L72 118L74 119V120L72 119L74 123L73 122L72 123L70 122L72 124L71 126H73V124L76 123L75 129H74V127L73 128L70 127V124H68L69 125L68 126L64 122L61 124L62 126L57 125V124H60V122H59V117L60 116L59 115H61L62 113H64V110H65V105L64 104L65 103L67 104L69 102L68 104L70 105L71 101H73V99H74L73 97H75V99L82 100L83 99V96H84ZM86 94H87V96H86ZM50 95H51V97H50ZM65 95L71 96V97L73 95V97L72 98L69 97L70 98L69 99ZM35 96L38 97L39 100H38V98H35ZM81 96H82V98H81ZM42 98H44V99L45 98H48V99L50 98V101H48L46 99L44 100ZM35 100H37V101L35 102ZM66 100H67V102H65ZM69 100H71V101H69ZM52 101H53V104H52ZM100 102H98V103H100ZM41 103H43V104L45 103V105H43ZM54 103H56V104H54ZM57 103L58 104L59 103H62V104L58 105ZM47 104L50 105V106H48ZM68 104H67L68 109L69 110H72L71 109V108H73L72 106L75 105L76 103H74L73 105H70V107H69ZM33 105L31 107H33ZM46 105H47L48 109L45 111ZM51 105H55V106H53V109H51L52 110L51 112H48L49 115L52 114L50 116L51 118H49V119L52 122V118H54L53 119L54 120L53 121L54 123L53 122L52 123L55 124V125H57L56 127H55V125L53 126V124H51L52 126H50V124H48L50 122L49 119L46 120L47 119V116H48L47 111H50ZM56 105H58V106H56ZM6 107H8V106L6 105L5 108ZM34 107L32 109H34ZM106 108H108L109 110H111V112L108 111V109H107V112L105 113L104 110H106ZM7 109L8 108H6V110ZM55 109H56V111H55ZM142 109H143V111H142ZM59 110L62 111L61 114H60V111ZM99 110H101L103 112H101ZM42 111H44V114L42 113L43 114V117H42V115H39V114H41ZM57 111H58V113L56 114ZM98 111L100 112V114H98L99 113ZM45 112H46V114H45ZM79 113H80V111H79ZM6 114H8V113H6ZM54 114H56L55 115L56 117H53ZM106 114H107V116L109 114L111 120H112V118H113V120L111 121L110 119H108V117L105 118L106 117ZM102 115H103V117H102ZM40 116L42 118H39ZM44 116H46V117H44ZM147 117H148L149 120L150 119L151 120L154 119L153 122L155 124H153V122L149 121L147 119ZM149 117H151V118H149ZM55 118H57L58 121ZM142 119L143 120L145 119V121H143ZM146 119H147V121H149V123L146 121ZM104 120L106 122V125L105 126H104L105 123H103ZM117 120H118V123H117ZM108 121H111L110 122L111 127H110V125L108 126V124H109ZM119 121H120V123H123L124 122L126 128L128 127L127 129L129 131H127L126 128H125V126H123L124 124H119ZM125 122L128 123V125L130 126V129H129V126H127V123H125ZM116 123L119 126L122 125V130H121V127H119V129H120L119 130L120 131L119 133L116 130L118 128L117 127L118 125H116ZM46 124H48V126H46ZM114 124L116 125L117 128L115 127ZM40 125H41L42 128L40 127ZM66 125L68 127H66ZM112 125L114 126V128H113ZM37 126L39 128H37ZM63 126H65V128ZM77 126H80L79 127L80 129ZM107 126L109 127L108 129L111 131V133H110V131L108 129H106ZM48 127L50 129L52 127L51 131L53 130L55 133H57V132L60 133L59 131L61 130V127H63L62 128L63 131H65L67 129L68 130L64 132L65 134H63L62 133V130H61V133L60 134L57 133L59 136L56 135L52 131V133H54L53 137L58 136L57 139H54L53 140V137L50 134L51 133L50 130L47 133ZM53 127H55V128H53ZM149 127H151V128H149ZM40 128H41V131L40 130L39 131L41 133L44 130L42 134L38 131V129H40ZM71 128L74 130V132H72L73 130H69ZM77 128H78L79 131H81V133L77 130ZM82 128L84 129V131H82L83 130ZM110 128H113V130L110 129ZM155 130H154V132H157ZM85 131L88 132V133H86ZM89 131H90V133H89ZM107 131L110 134V137L109 138L107 137V136H109V134H108ZM66 132H67V134H66ZM76 132L78 133V135H77ZM83 132H85V136H84V133ZM91 132L94 133V135H95V136L93 135V139H91V138L89 139V137H88V136H91V135H89V134H92ZM96 132H97L98 136L101 139H99V137L97 136V134H95ZM124 132H127V134L129 136L126 135V133H125V135L128 136V137H126L124 135ZM45 133H47L46 135H47L48 138H50V136H51L50 140L47 139ZM82 133H83V135H82ZM105 133L107 134V136L105 135L106 137L103 136V134H105ZM61 134H63L64 136H66V141L65 142H67V144L64 142L65 139L64 140L62 139V142L60 140V142L62 144L59 143L58 139L60 137L61 138H64V136H62ZM71 134H72V136H71ZM111 134H112V138H113V135L114 134H115L114 136H116V137L118 135V138L115 137V139L116 140L118 139V140L117 141L116 140H111L112 139L111 138ZM157 134H158L157 135L158 138H157V136H154V138L156 137L158 139V140L155 139V141H154V142H156L155 145H157V143L159 142V140H161L160 137H159L160 135H159L158 132H157ZM122 136L123 137L125 136V137L123 138ZM250 136H248V138L246 136V139L244 138L245 141L242 140L243 143L242 142L241 143L242 144H248L249 141L252 138H253L252 139L253 141L256 140V139L262 141V139H258L259 137L258 138H255L254 136L253 137L251 136L252 138H250ZM70 137L71 138L72 137L73 138L75 137L74 140H76L79 143H81L80 146L78 145L79 144L78 142L76 143L73 140V138L71 139ZM76 137L79 140H77ZM79 137L82 140H80ZM95 137L98 138V139H95ZM125 138H127V139H125ZM249 138H250V140H249ZM121 139H123L126 143L127 142L128 143L127 144L124 143L123 140H122L123 142H121L120 141ZM150 139H152V142H151ZM90 140H91L92 147H94L95 143H97L96 145H99V146L102 145L103 148L101 146L99 148L95 147L94 148L95 150H98L99 149L100 151L99 150H98L99 152L94 151L92 149L91 145H90ZM141 140H142V142H141ZM200 140H201V138H200ZM200 140H198V142ZM203 140L206 143H204L201 140V144H203V143L205 144V146H206L205 150L206 149L211 150V152L210 151L209 152L207 151L209 153V155H208V153L206 154V151L202 149L204 151L203 152V154H204L203 155L204 162H206L207 160H210L209 162L207 161L209 163V165L206 162L207 163V167L208 166L210 167V165H211V167L214 168L213 165L216 166L215 163L218 162V159H216V157L218 156V152L215 151V149L212 152V150H213L212 148L214 146V143H212L213 145L209 144V146L207 148L208 143H207L206 139H203ZM257 140L254 141L255 144H257V143L259 144L261 142V141L260 142L259 141L257 142ZM55 141H56V143L57 142L59 143V144L57 143L59 145V148H60L59 150L58 149L55 150V148L58 147V145H56V147L54 146V144H55L54 142ZM97 141L99 143L101 141L102 143L98 144ZM115 141L117 142V144H116ZM119 141L121 142V144H118ZM70 142H72V143H70ZM74 142H75V144H73ZM86 142H88V143H86ZM132 142H134V145L136 144L138 147H136V145L134 147L132 145ZM146 142H148V143L151 142V144H149V146H147L148 144ZM50 143L53 144V145H51ZM129 143L132 146L131 145L129 146ZM143 143H145V144H143ZM159 143L161 144V141ZM254 143H253V145H254ZM123 144H125V145H123ZM198 144H200V143H198ZM227 144L228 143H225L226 148H227V146L231 145V144H229V145H227ZM250 144H252V143H250ZM263 144H264V142L261 145H263ZM67 145L69 147H67ZM77 145L81 148V149L79 148L80 149L79 151L81 153H79L77 151L78 148L77 149H73V148H76ZM104 145H106V146L104 147ZM126 145L129 147L128 148L129 151H132L131 153L125 152V150L127 149L126 148L127 147ZM142 145H145L146 147L143 146L144 147L143 148V147H141ZM159 145H157V146H159ZM70 146H72L73 148H70ZM65 147H66V149L68 148V150H66V151H68L69 154L64 152L65 151V149H64ZM110 147H111V149H110ZM132 147L134 149H136V150L138 148L140 153L138 152V150L136 151ZM149 147H150V149L152 148L153 150L152 149L151 150H148L147 148H149ZM231 147H234L235 149L230 151V149L227 148V150H229V152L228 151L227 152L230 153V154L233 153L236 156V152L239 150L238 147L237 146H234V145H231ZM101 148L104 149V150H106L108 148L107 149L108 151L106 150L105 151L106 153L105 152L104 153H101V152L104 151V150L102 151ZM119 148H121V149H119ZM154 148L156 149L155 150V153L153 152L154 151ZM214 148H216V147H214ZM61 149H63L62 151L64 152V155L62 154V152H60ZM113 149L115 150L114 153H113ZM128 149L126 151H128ZM131 149H133V150H131ZM263 149H264V146H263ZM157 150H158V152H157ZM58 151L60 152L61 161H59L60 157H59ZM109 151L110 152L112 151L113 154H115V152H116V154H118L116 156V158H115L116 161H115L114 155L112 153H111V155H113V156H111V155L109 156ZM149 151L152 154H150ZM159 151H160V153H161L160 155L162 157L160 155H158L159 154ZM72 152H73V154H72ZM93 152H95V155H94ZM119 152L120 153H123L124 154V157H123V154H120ZM146 152H147V154H146ZM215 152L217 154L216 157L213 156V155H215ZM70 153H71V155H73V158H75L74 156H79L78 154H81L80 155L81 157L79 156V157H76V158H78V159L80 158V160H81V161H79L80 163H84L85 162V164H82V166L86 165V167H87L88 161H90V162L93 161L95 163V161H97L98 159H99L98 161H101V158L102 157L104 159L102 158V161L100 162L101 164H99L98 162H97L98 164L95 163L97 166L96 165L94 166V164L92 162L90 164L91 166L89 165V167H91V168L89 169V167H87V169H89V170H85L86 167L84 166L85 168L83 167L84 169L83 168L81 169L82 166L81 165H78L79 163L77 164L78 165V167H77L76 163L78 162V159L76 160V158H75V160H76L75 161L74 159L72 160V156L69 158L68 155H70ZM75 153H77V154H75ZM98 153L100 155L103 154L102 157L100 155H96ZM132 153L135 154V155H133ZM104 154H108V155H104ZM126 154H128V155H126ZM143 154L145 155V158L143 157L144 156ZM149 154H150V156H149ZM154 154H155V156L157 154L158 156H160V158L158 156H157V159L154 158L155 157ZM205 154H206V156H205ZM55 155L57 157H55ZM140 155H142V157L144 158L143 161L146 163V165H147L146 167H151V164H152V163L150 164V162H152V161L148 157H150V158L153 157L154 158V159H152V160H155L153 162V164L155 163L154 165L161 163V164H163V165L160 164L161 167L165 166L164 167V170L163 169L159 170L157 168L158 167V165H157V167L155 169H157L159 172L161 171L162 173L160 172L159 174H156L155 172H158V171L155 170L154 169L155 166L152 165V167L150 169L153 168L154 169V173L156 175L155 174H152L153 173V169H152V171H151L152 173L150 175L151 176L152 175H155L154 176V180L155 181H157L156 179H158L160 177H161V179H163L166 176V178H164L165 181L162 180L163 182H165L166 185L165 184H162L163 182L161 181V179L160 180L158 179L159 181L156 183L152 179L153 176L151 177L149 175L150 170H149V173H147L148 172L147 171L148 168L145 169L146 172L145 171H140V170H143L142 169V168H144L143 165H145V163H143V161H142L143 158L142 157L139 158ZM151 155H152V157H151ZM82 156H85V158L82 157ZM87 156H88V159H92V160H88L86 158ZM94 156H95V158H97V160L94 159ZM98 156H99V158H98ZM118 156H121V158L118 157ZM125 156H129L127 158L131 159L130 160L131 164H129V161H128L129 159L127 160V158ZM131 156L133 158H135V159H133ZM134 156H137L141 160H139L137 157H134ZM204 156L207 157V159ZM211 156H212V159H211ZM235 156H234V160L238 159V158H235ZM52 157L54 159L59 158L58 159L59 162H56L57 160H55V163H54V159L51 160ZM111 157H113V158H111ZM63 158L64 159H67V160H65V162H68V165H66L67 163L64 162V159ZM106 158L107 159L110 158L112 160L107 161ZM122 158H124V159H122ZM136 158L138 160H136ZM146 158H147V160L149 159V161H147ZM161 158H163V161H161L162 160ZM241 158L244 160L243 157H240L238 159V161ZM62 159H63V161H62ZM82 159H83V161H82ZM85 159H86V161H84ZM117 159H119V162H117ZM214 159H216V160L214 161ZM70 160H72V162ZM133 160H134V162H133L134 164L132 163ZM158 160H160V162ZM73 161H75L76 163H74ZM103 161H105V162L103 163ZM136 161H137V164L135 163ZM211 161L212 162L214 161L215 163H213V165H212L211 164ZM238 161H235V162L236 163H239ZM109 162L111 164H113L114 167H112L113 165H110ZM69 163L71 165V168L73 167V169H74L73 171H72V169L69 168L70 167ZM119 163L122 164V165H119ZM108 164H109V166H108ZM125 164L128 165V166H126ZM100 165L103 166V167H101ZM133 165L135 166L136 169L133 167ZM122 166L123 167H126V169H127L126 171L127 172L124 171L125 168L123 169ZM9 167L12 168V170L16 172L15 173L16 175L21 174L22 176L27 177V174L29 173L28 176H30L31 177V180H33L30 189H27V190L21 192V194H19L17 197L14 196V198L13 197L11 198L10 197L11 195L9 196L8 194H6L7 191H8V189L14 187V185H11V183H10L12 177H9V175H10L9 174V170H11V169H9ZM118 167H120V168H118ZM130 167H132V169L134 170V173L138 174V175L135 174L137 177L134 174H132V172H131L132 169L128 171V169ZM209 167H208V169H212L211 167L210 168ZM18 168H19V170H14V169H18ZM79 168H80V170H78V172H77L76 169H79ZM96 168H98V169L96 170ZM90 170H91V172H90ZM122 170H123V173L125 172V174H126L125 177H124L125 174H122V172H121ZM135 170H138L137 171L138 173L135 172ZM83 171L84 172L86 171L85 172L86 174L83 173ZM104 171H107V173L109 171L110 172L113 171L112 172L113 174L109 172L108 174L109 175L111 174L110 175L111 177H109V178L107 177L108 179L104 180V178H106V176L108 175L107 173H103ZM119 171H120V174H119ZM72 172H74V173L76 172L75 175ZM98 172L100 173V175H99ZM128 172L129 173L131 172L130 173L131 177H130V175H129ZM143 172L145 174L147 173L148 175L146 174V177H145V175L142 174ZM80 173H81V175H80ZM101 173H102V175H101ZM103 174H104L105 177H103ZM114 174H115V176H114ZM116 174H118V176L123 175L122 176V179L123 180L121 179V177H119V179H121V180L118 181V179H117L118 176ZM82 175H83V177H82ZM127 175H128V177H127ZM147 176L149 177V179H147ZM223 176H224V180H227L228 178H230L227 175H223ZM226 176H227V178H226ZM135 177H136V179H135ZM124 178L127 179V180H125ZM129 178H130V180H129ZM131 179H132V181H131ZM220 179L221 178H219V180L216 182L217 183L216 190L217 189H220L221 187L223 189H221L222 190L221 193L219 192L220 190H218L217 192L222 195L223 191L225 190L226 191L225 193L226 194H229V192H231L230 189H232L230 183H232V182L234 183V178L232 179V182H230V183H229V181H231V180H227L225 182H222L223 185L226 184V183H227L226 185H229L228 186V189H225V188H227V187H225V185L224 186H220L219 185V184H221V182H220L221 180ZM222 180H223V177H222ZM152 181L155 182V185H153L154 182H152ZM160 181L162 183H160ZM150 182H152L153 184L150 185ZM145 183H147L149 186H151V187H148V185H147V188L148 189L151 188V192H154L155 190H157L154 193H157L158 194L159 193L158 191H160L162 189V187H164V186L166 187V190H165V188H164V190L162 189L160 191V193L158 194L160 196L158 198H157V196H158L157 194H156L157 196L155 194H154L155 195L154 196L151 193L152 198L154 199V201L152 199H150L151 198L150 197V198H148V200L149 201L152 200L151 202H153V203H151V202L148 203V200H147L146 197H149L150 196V195L147 196V194L150 193V190H148V189L145 188L148 193L145 192V190H143V185H145ZM159 183L161 185V189H160ZM2 184H4V187H2ZM156 186H158L159 189H156ZM219 186H220V188H219ZM262 186L264 188V184ZM153 187L155 188L154 191H152ZM227 190H229L228 193H227ZM232 190L233 191L231 192V194H233V197L234 196H236V197H240L241 196L239 194V192H236V190H234V189H232ZM261 190H262V192H264V189H260V193H262ZM162 191L164 192V194H163ZM247 191H245L246 193L244 194L246 197H247L246 194H248ZM251 191H252V193L255 192L253 195L256 194V191L250 190V193H251ZM161 192H162L163 195L161 194ZM240 192L244 193V190H241ZM139 194H140V197H139ZM257 194H259V190L257 191ZM262 194L264 195V193H262ZM262 194L258 195V197H260L261 200H263V202H264V199H262V198H264V196L262 197ZM169 195H168V197H169ZM223 195H225V194L223 193ZM249 195H251V194H249ZM226 196L227 195H225V198L228 197V196L227 197ZM251 196H250V198H251ZM161 197H162V199H161ZM253 197H254V199L253 200L251 199V201H253V202L255 201V202L254 203L252 202V206H253V204H256V206L254 205L252 207V210L254 209V207H259L260 205L258 203L261 201L259 198H257V202H258L257 203L256 200H255L256 199L255 196H253ZM223 198H224V196H223ZM145 199L147 200V202L145 201ZM227 199H226L227 201H229V199H231V201L234 200V201H232V203L235 202V200H237V198L234 199L232 197L231 198L229 197ZM231 201H229V202H231ZM263 202L262 201L260 202L261 207L264 204ZM7 205H9V207H7ZM167 207H169V208H167ZM261 207H259V208H261ZM187 208H189V209L187 210ZM193 208H194V211L192 212ZM259 208H258L259 212H256L259 217H257V214H256L255 217L260 218L261 215H262L261 218H264L263 217L264 216L263 215L264 214V211H263L264 209L262 208V210H261V211H263L262 212L263 214L259 215V213H260V209ZM234 209H233V211L236 212V213L239 212V210H240V209H238V206L234 207ZM168 211H170V213H168ZM255 211H256V208H255ZM198 212H200L201 214L199 215ZM197 217H198L199 220L197 219ZM190 218H193L192 220L194 221V223L190 220ZM201 218L203 219L202 221H204L205 223H207L208 226L206 224H204V223L201 224L202 223ZM172 219H174V220H172ZM169 220H171V221H169ZM213 221L216 222L215 225H214ZM189 222L192 223V224H190ZM209 222H210V224H209ZM217 222H219V223H217ZM220 222H222V223H220ZM185 223L183 225V228L185 227ZM217 224L222 229H220L219 227L217 228ZM181 225H180V228H182ZM190 225L194 226V229H193V227L190 228ZM202 225L205 226L206 229L210 227L208 230H211V231H208V230L204 229L205 227L203 228ZM211 225H212V227H211ZM215 226H216V228L218 230H220V232H219L221 234V235H219V238L220 239L217 237L218 236L217 235L218 231L215 228ZM175 229H176L177 232L175 231ZM258 229H262V230H258ZM263 229L264 228L251 229L249 231L250 233H248V231H247V233L244 236L247 239L246 241H248V239L251 240L250 238H252V236L250 237V234H252L255 237V238H253L250 241L251 244H253L254 248H253V246L251 244H248L249 241L247 243V246H249L248 247L249 249H251L250 246L252 247V249H256L257 251L254 250L255 252L252 251L253 253L252 252L251 253L253 255L255 254V256H256V252H257V254L258 253L261 254V255L258 254L261 257H259L257 255L258 258H260V259L264 258V242L262 241V240H264V234H263L264 233V230ZM204 230L205 231H208V232H205ZM256 230L260 231L258 234H260V233L263 234V237L260 236V235H258V234H256L258 232ZM195 231H199V233L198 232L195 233ZM213 231H214V233H213ZM251 232H253V233H251ZM200 233L203 234V235L201 236V238H199V237L198 238L199 239H202V237H203V240L204 239L206 241L208 240L207 241V245L208 246L205 245L206 244V241L205 240H204L205 241L204 242L203 240H198V238H196L197 237V234H198V236L201 235ZM185 234L188 235L191 238V240L193 239V240L196 241V239H197L198 242L194 243L195 241H193V240H192L193 242L190 241V240H187V238L189 239V237L186 236L187 237L186 238L184 236ZM204 234L206 235L205 238H204V236H205ZM213 234H214V237H213ZM246 235H249L250 238L248 236H246ZM255 235L256 236H260V237H256ZM183 236L186 239L185 242H184V237ZM206 238H208V239H206ZM210 238L211 239L213 238L212 241H215L216 244H217V241H218V245H216V248L214 246L215 243L214 242H211L210 241ZM189 241H190L191 245H190V243L188 244ZM202 241H203V244L205 243L204 246H203V248H202V250L203 251L205 250L207 253H205V251L202 252V250H201V252H200V250H197L199 248V246L202 247V245H203L201 243ZM208 242H211L210 245L213 243L212 246H213L214 249H212V250L210 249L209 250V248L211 246L209 245ZM192 243H194L195 245L199 243V245H197L198 248H196V246L194 244L193 245L195 247L193 248ZM199 249H201V248H199ZM219 250H220V252H224V251H226V248L221 251V246H220V249ZM197 251H199L200 253L197 254ZM213 251H215V252H213ZM155 259H156V261L154 262ZM2 260H5V261L2 262ZM207 261H209V262H206L205 261L206 263L204 262V264H219L218 261L214 262L212 259H209ZM164 262H168V263H164Z\"/></svg>",
  "mask_w": 264,
  "mask_h": 264
}]
</instances>
